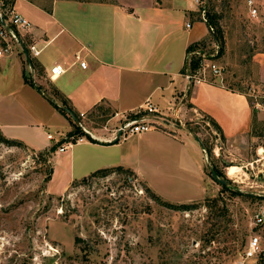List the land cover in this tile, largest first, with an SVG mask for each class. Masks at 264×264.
I'll use <instances>...</instances> for the list:
<instances>
[{"label": "rangeland", "instance_id": "374dc122", "mask_svg": "<svg viewBox=\"0 0 264 264\" xmlns=\"http://www.w3.org/2000/svg\"><path fill=\"white\" fill-rule=\"evenodd\" d=\"M210 8L220 15L225 35L224 53L218 56L215 51L212 57L221 68L219 78L242 90L261 83L256 59L264 57L259 55L264 52V24L249 16L246 0H213ZM211 49L215 45L208 40L206 47L193 51L211 54ZM25 67L28 77L34 78L33 68L27 62ZM4 72L11 82L2 83ZM4 72H0V94L16 87L20 77L16 64ZM45 87H51L48 78ZM3 105L0 96V117ZM93 113L97 127L110 116L109 111ZM256 117L254 139L230 149L208 118L186 122L213 149L209 161L204 153L196 154L201 162L207 161L206 190L198 198L193 199L195 193L189 188L168 191L171 185L159 179L165 173L162 168L147 169L154 176L149 178L159 184L161 199L190 205L182 210L155 199L137 174L115 169L76 180L62 194L49 192L47 176L54 153L0 142V264H237L252 237L259 239L263 251L245 259V264H264V224L255 223V216L264 211V116ZM47 133L57 137L55 127L47 125L37 133L40 144L48 141ZM143 133L130 134L113 149L134 160L141 154L142 162L158 168L160 162H167L160 153L164 144L151 142ZM212 162L230 188L211 176ZM170 181L175 184L180 179ZM215 209L218 214L211 212Z\"/></svg>", "mask_w": 264, "mask_h": 264}, {"label": "crops", "instance_id": "0c3cea01", "mask_svg": "<svg viewBox=\"0 0 264 264\" xmlns=\"http://www.w3.org/2000/svg\"><path fill=\"white\" fill-rule=\"evenodd\" d=\"M180 1H15L17 9L32 22L29 31H21L24 46L28 48L29 44L37 43L41 48L40 54L32 55L31 60L33 81L42 88L38 90L24 80L27 60L23 48L16 46L11 55L0 59V72L14 64L20 70L16 87H9L5 94H0L4 99L0 131L7 138L24 142L34 151L47 150L57 144L56 140L48 138L49 133L48 141L40 144L37 133L43 132L47 125L55 127L57 138H66L75 126L71 118L62 114L45 96L44 92H47L62 105L60 98H65L79 120L97 137L64 151L58 146L53 154L54 171L47 185L49 192L62 194L74 181L97 170L123 166L159 195L162 193L159 184L147 169L162 168L165 173L159 179L171 185L168 191L174 189V193H179L189 188L194 191L195 199L205 193L207 165V161L201 162L196 154L204 153L207 157V152L204 147L200 148L193 136L195 133L186 122L201 117L213 118L221 127V138L229 149L245 146L254 139L255 113L248 97L239 90L241 87L238 89L214 76H211L214 81L198 83L183 72L188 46L207 38L210 29L199 19L196 6ZM77 53L87 62L86 68L76 61ZM256 61L260 82L264 83V57ZM55 64H63L67 71L51 79L49 72ZM3 74L2 83L11 82L8 73ZM47 78L50 88L45 87ZM53 91L57 93L55 96ZM147 99L166 119L159 128L149 131L152 133L141 134L151 142L154 139L156 144H164L160 153L166 155L163 160L167 162H160L158 168L142 162L141 154H136L134 160L114 151L113 148L122 143L108 140L126 117L139 110ZM96 110L110 112L103 126L93 125L92 114ZM177 111L179 119L175 116ZM216 152L222 151L218 148ZM172 178L180 179V182L173 184Z\"/></svg>", "mask_w": 264, "mask_h": 264}, {"label": "built area", "instance_id": "2783aa9c", "mask_svg": "<svg viewBox=\"0 0 264 264\" xmlns=\"http://www.w3.org/2000/svg\"><path fill=\"white\" fill-rule=\"evenodd\" d=\"M16 0H0V17L5 22L2 24L0 21V59L4 58L7 55H11L15 51V47L25 49L24 46V37L21 34V31H29L32 28L31 20L21 13L16 5ZM191 2L199 13V19L206 24H209V8L210 2L213 0H185ZM219 1V0H216ZM263 0H246V6L248 9L249 16L264 24V8L262 7ZM188 27L191 26L190 23L187 24ZM210 32L214 31V28L211 26ZM215 49L210 51L211 54H206L201 51H192L187 55L189 61L191 60L192 55H196L202 58V68L196 74L187 73V77L196 82L202 81H214L211 79V76L219 77L221 75V68L219 65L212 59L220 51L219 45L214 43ZM29 51L30 56H38L41 52V48L37 43H31L26 48ZM216 51V55H215ZM76 61L80 63L82 67H87V62L83 59L80 53H77ZM208 62V63H207ZM67 68L63 64H55L52 66L49 72V77L54 79L55 77L60 76L65 73ZM209 71V72H208ZM211 73V76L207 75ZM249 99V103L253 108V111L261 113L264 116V83H254L246 87L243 92ZM81 115H84L83 113ZM179 113L176 112L175 116L179 119ZM166 122L165 116L161 113L159 108L154 105L149 99L141 105L139 110L135 113L126 117V120L114 132L113 136L108 139L113 141L117 138L119 131H122L119 140L125 139L130 134H138L149 131L153 128H159ZM79 126L84 133L73 136H66L64 139L57 138L55 135L49 133L48 138L56 140V143H61L59 146L60 151H64L70 146H73L78 143H83L87 141L96 140L97 137L86 128V126L80 121ZM256 224H264V214L258 213L255 216ZM263 251L259 239L257 237H252L248 241V245L245 248L242 260L238 261L237 264H245V259L253 258L259 255Z\"/></svg>", "mask_w": 264, "mask_h": 264}, {"label": "trees", "instance_id": "16d2710c", "mask_svg": "<svg viewBox=\"0 0 264 264\" xmlns=\"http://www.w3.org/2000/svg\"><path fill=\"white\" fill-rule=\"evenodd\" d=\"M208 14H209V28H211V26L214 28V31L210 32V37L209 39L207 38H204L202 40H199V41H195L193 43H191L189 46H188V49H187V53H191L195 48L197 47H206L207 46V41L210 40L211 42L213 43H216L217 45H219L220 47V51H219V55L218 56H221L224 51H225V35H224V29L220 23V15H218L212 8H209V11H208ZM211 51H213V49H211ZM202 58L201 57H198L196 55H192L191 56V60L189 61V59L187 58L186 59V62H185V65H184V68H183V72L184 73H190V74H196L197 72L200 71V69L202 68ZM23 76H24V80L25 82L31 84V85H35L36 86V83L33 81V78L31 77H28V75L26 74V72L24 71L23 72ZM40 89L42 88V86H39ZM240 91L244 92V90H242L241 88L239 89ZM55 91V90H54ZM52 92V94L55 96L57 93L56 92ZM62 103H63V106H66V107H69L71 108V106L69 105L68 101L61 97L60 98ZM53 104L55 105V107L62 113L64 114L65 116L71 118V121L73 122L74 126H75V129L69 133L68 136H73V135H79V134H82L84 133L83 130L81 129V127L74 121V119H72V117L68 114V112L61 106L55 104L53 102ZM254 121H253V132H257V126H259L258 124V121H257V117H256V114L257 112L254 111ZM211 121V123L216 127V130L217 132L220 134V137L223 138V132H222V129L221 127L219 126V124L213 119V118H210L209 119ZM0 142L2 143H6L7 145H20V144H25L24 142L20 141V140H17V139H10V138H7L6 136L3 135V133L0 131ZM61 143H57L55 145H53L52 147H50L49 149L45 150V153L47 154H51V153H54L58 146L60 145ZM205 149H206V152L207 154L209 155V157H212V151L213 149L208 147L205 143H204V146H203ZM44 153V151H43ZM212 165L213 167L215 168V170L217 171L218 175L221 176V177H224V174L222 173V171L218 168V166L212 162ZM113 167L111 168H105V169H100V170H97L95 172H93L91 175H94L98 172H101V171H107L109 169L111 170H120L121 172H128L129 174H133L134 172L128 168H125L123 166H116L112 169ZM53 171H54V167H52L50 169V172L47 176V181H50V179L52 178V174H53ZM211 176H212V173L210 172ZM213 177V176H212ZM222 184V183H221ZM223 186L225 188H230L229 185H225L223 184ZM147 191L150 192V194L155 198V199H158L159 201L163 202L164 205H167L168 207H171V208H174V209H177V210H182V209H190V205L187 204V203H174V202H170V201H165L163 199H161L159 197V195H157V193H154V191L151 190L150 187H147ZM243 194V193H242ZM246 196L248 197H253L251 193H244ZM217 200V199H216ZM212 207V206H211ZM213 208V207H212ZM212 213H215L216 212V209L214 211H211ZM219 210L216 212L218 214ZM217 223H221L219 219H216Z\"/></svg>", "mask_w": 264, "mask_h": 264}, {"label": "water", "instance_id": "95a60500", "mask_svg": "<svg viewBox=\"0 0 264 264\" xmlns=\"http://www.w3.org/2000/svg\"><path fill=\"white\" fill-rule=\"evenodd\" d=\"M0 21L2 22V24H5V22L1 19V17H0ZM24 52H25V55H26L27 63L32 67V60H31V56H30V54H29V51L25 48V49H24ZM36 88H37L38 90H41L40 87H39L37 84H36ZM44 94H45V96H46L48 99H50L52 102H54L55 104H57V105L63 107V108L68 112V114L71 115V116L73 117V119H74V121H75L76 123H78V124L80 123V120H79L78 116L73 112L72 109H70L69 107H66V106H63L62 104H60V103H59L58 101H56V100H55V99H54L49 93L44 92ZM121 133H122V131H119V133H118V135H117V138L114 139L113 141H110V143H116V142H118ZM193 136H194L195 139L200 143V145L203 147V146H204V143H203L202 139H201L198 135H196V134H193ZM207 159H208V161L210 160V157H209L208 154H207ZM209 167H210V172L212 173V176H213V178H214L215 180H217L218 182H220V183H222V184H225V185H229V184H230V182H229L227 179H225V178H223V177H221V176L218 175L217 171L215 170V168L213 167L212 164H210ZM263 214H264V211H263Z\"/></svg>", "mask_w": 264, "mask_h": 264}]
</instances>
